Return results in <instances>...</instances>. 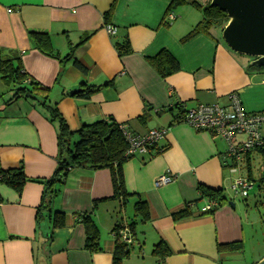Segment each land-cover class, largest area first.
Masks as SVG:
<instances>
[{"label":"crops","instance_id":"crops-1","mask_svg":"<svg viewBox=\"0 0 264 264\" xmlns=\"http://www.w3.org/2000/svg\"><path fill=\"white\" fill-rule=\"evenodd\" d=\"M170 4V0H0L1 57L19 61L31 80L49 88L48 103L57 105L73 133L108 117L139 136L167 130L149 153L136 154L123 166L127 192L140 196L149 207L147 223L135 216L136 230L141 227L142 238L150 244L161 239L167 243L170 256L165 264H246L244 252L218 247L242 242L244 251L248 228L254 226L247 209L228 202L214 205L213 213L207 214L210 200L202 199L198 188L222 190L226 197L232 182L245 177L244 166L251 168L253 154L247 158L250 166L229 169L226 143L180 122L178 108L185 112L203 104L228 107L229 95L238 93L248 114H264V68H250L253 59L235 54L223 42L221 29L182 43L202 20V12L190 5L168 12ZM107 25L117 28L114 35ZM31 32L48 34L52 56L38 50ZM127 42L131 51L121 56L117 46ZM164 50L178 61L179 70L162 78L148 58ZM69 54L73 58L65 61ZM108 82L113 85L89 99L71 95L82 84ZM9 99L0 100V166L23 168L34 182L27 183L21 195L0 185V264H113V229L131 223L128 206L132 202L134 208L138 197L129 199L123 210L111 200L94 211V202L113 195L112 174L106 169L74 168L51 205L52 212L66 213L64 227L53 228L48 212L38 222L45 191L38 180L49 179L58 166V127L37 101L21 99L6 105ZM146 114L147 119L140 121ZM261 129L264 139V125ZM168 172L175 175L174 181L157 188L155 181ZM263 195L259 189L255 196L262 206ZM187 206L189 218H172ZM87 213L101 234L100 253L84 247L85 229L78 216ZM136 262L131 257L124 264H140Z\"/></svg>","mask_w":264,"mask_h":264},{"label":"trees","instance_id":"trees-1","mask_svg":"<svg viewBox=\"0 0 264 264\" xmlns=\"http://www.w3.org/2000/svg\"><path fill=\"white\" fill-rule=\"evenodd\" d=\"M171 4L168 8V12H171L176 7H182L186 5L192 6L194 9L202 12V20L199 24L188 33V36L181 40L182 43L188 42V40L200 35V33H209L212 29H221L228 23L227 15L220 9L210 6V1L207 4H202L196 0H170ZM112 9L106 14V18H110ZM31 39L35 43L38 50L43 54L51 55V42L48 34L31 32ZM120 55H126L131 50L129 43L124 46H117ZM72 54L67 55L64 59L69 60ZM152 67L161 75L162 78L168 77L177 73L179 70V63L173 58V56L164 50L155 57L148 58ZM76 68L83 74H87L88 70L81 63L74 62ZM250 68L256 69L250 65ZM0 79L9 86L12 96L6 105L12 102H17L21 99L37 101L42 109L49 115V119L52 123L58 127V166L53 175L46 180H38L43 184L45 191L42 197V202L38 207V222L44 218V213H50V218L53 224V228L59 229L64 227L66 213L63 211H51V205L54 198L58 195L60 187L65 183L68 174L74 168L89 169L92 171L106 169L112 174L113 195L110 199H104L94 202L93 210L95 211L99 204L115 200L119 202V209L127 205V202L131 198L138 197L134 208L135 216L139 217V220L143 223H147L150 219L149 207L146 201L142 200L138 195H131L126 190V184L124 181L123 166L131 157L127 156L129 151V143L126 135L124 134L125 128L122 124H118L112 117H108L107 120L96 121L93 124L83 125L81 130L77 133H73L69 126H67L62 114H60L57 105H51L49 100V88L43 86L35 80H31L28 74L22 68L19 61L14 62L12 59H5L1 57L0 51ZM113 82H108L104 86H89L82 84L81 90L75 95L84 99H89L93 94H96L103 90L105 86H112ZM180 113L183 114V108L179 107ZM147 119V114L140 118V121ZM127 130V129H126ZM76 136V140L74 137ZM257 152L263 155L264 165V150H257ZM247 166H250V159L247 161ZM251 167V166H250ZM264 167V166H263ZM251 168H249V175ZM251 176V175H250ZM35 181V182H38ZM34 182L26 177L23 168L4 170L0 166V185L3 184L15 190L19 195L24 191V187L27 183ZM259 189L264 190V176H262ZM201 193L202 199H207L215 202L218 207L227 204L229 201L224 195L222 190H214L209 187L200 185L198 188ZM51 211V212H50ZM209 213H213L210 210ZM207 213V214H209ZM192 215L190 206H187L184 210L175 212L172 214V218L176 221L184 220ZM78 222L82 223L85 229L86 241L85 249L91 253H100L102 248L100 246L101 234L97 224L92 219V214H80L78 216ZM126 225L130 232H132L133 245L137 242V222H131ZM124 225H117L113 229V232L123 228ZM112 232V233H113ZM115 249L113 253V264H124V262L130 258L133 245L129 246L123 243L119 238L115 240ZM219 251L226 250L230 253H243V243H235L229 245H223L218 247ZM152 255L158 260V264H165V260L170 256V250L167 243L164 240H160L153 247Z\"/></svg>","mask_w":264,"mask_h":264},{"label":"built area","instance_id":"built-area-1","mask_svg":"<svg viewBox=\"0 0 264 264\" xmlns=\"http://www.w3.org/2000/svg\"><path fill=\"white\" fill-rule=\"evenodd\" d=\"M170 20H175V16L170 15ZM107 31L114 35L116 27L107 25ZM228 107L215 105H200L194 109L187 110L180 115L179 121L193 127L197 131H208L214 136H218L227 145V151L224 154L226 167L233 171H239L243 163H247V158L257 150H264V139L262 138V126L264 125V114H248L241 104L238 93L229 95ZM129 143L127 156L133 158L134 155H145L155 147L159 140L167 136L166 129L150 130L144 136L131 133L124 130ZM175 179L172 172L159 176L155 181L156 187L170 185ZM255 188V182L248 177H239L232 182L230 191L236 197L241 199L248 198L251 189ZM210 205L204 210L209 213L213 209L215 202L210 201ZM114 237L119 238L123 243L133 245L132 232L124 225L123 228L113 232Z\"/></svg>","mask_w":264,"mask_h":264},{"label":"rangeland","instance_id":"rangeland-1","mask_svg":"<svg viewBox=\"0 0 264 264\" xmlns=\"http://www.w3.org/2000/svg\"><path fill=\"white\" fill-rule=\"evenodd\" d=\"M201 2L202 4H207L210 0H196ZM179 9L176 7L174 10ZM10 87L5 84L4 81L0 79V95L2 97L0 100H7L10 96ZM253 159L251 162V177L255 182V188L251 189L250 195L247 199H241L234 195L232 191H230V187L226 189V197L230 203H235L237 205L243 206V208L247 209L248 219L251 224L254 226L249 227L246 236V242H244V253L242 256V260L246 264H259L260 261L264 259V206L260 204V202L256 201V194L258 193V187L261 184L262 176L261 173H264V165H263V155L257 151L253 153ZM243 165H247V163H243ZM249 168L244 166L243 176L248 177ZM250 177V178H251ZM264 201V195L262 196ZM127 220L130 222H136L135 220V211L132 207V202L128 206L127 211ZM141 227H138L137 232V242L134 243L133 249L131 250L130 258L132 257L136 263L140 264H158V260L154 255H152V250L155 244H150V241H145L142 238Z\"/></svg>","mask_w":264,"mask_h":264},{"label":"water","instance_id":"water-1","mask_svg":"<svg viewBox=\"0 0 264 264\" xmlns=\"http://www.w3.org/2000/svg\"><path fill=\"white\" fill-rule=\"evenodd\" d=\"M210 6L227 15L223 42L235 54L252 58L251 66L264 68V0H210Z\"/></svg>","mask_w":264,"mask_h":264}]
</instances>
